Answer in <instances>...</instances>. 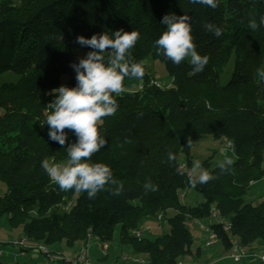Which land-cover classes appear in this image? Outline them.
Here are the masks:
<instances>
[{
	"label": "trees",
	"instance_id": "obj_1",
	"mask_svg": "<svg viewBox=\"0 0 264 264\" xmlns=\"http://www.w3.org/2000/svg\"><path fill=\"white\" fill-rule=\"evenodd\" d=\"M170 14L190 17L196 49L209 58L202 73L190 77L187 59L176 66L156 54L155 41L166 31L162 20ZM250 16L259 22L264 0H218L215 9L190 0H0V79L17 76H5L0 84V217H8L16 236L48 247L83 246L93 239L110 244L119 227L120 243L147 264H179L200 256L190 228L199 219L209 223L228 253L232 239L248 252L263 248L264 200L246 202L252 185L264 179V81L257 75L264 68V26L251 30ZM205 23L223 29L222 35L206 31ZM119 30L139 32L132 59L161 62L172 83L161 86L145 63L142 88L127 91L125 78V91L113 94L118 111L98 125L108 144L90 163L109 166L123 190L118 196L104 190L89 199L86 192L61 191L42 168L45 158L66 161L67 147L78 142L68 129L65 145L50 139L46 106L56 99L54 89L77 87L71 66L80 61L74 52L77 37L112 36ZM233 59L241 68L222 84L220 77ZM196 134L232 142L236 159L226 172L205 160L202 167L217 179L192 187L193 145L187 143ZM169 152L176 161H169ZM181 164L183 175L176 171ZM149 180L157 191L145 190ZM191 188L204 198L197 206L182 203ZM212 207L231 223L230 234L210 223ZM159 215L169 233L155 240L135 236L146 218ZM8 242L0 250L14 248ZM4 255L0 264H7Z\"/></svg>",
	"mask_w": 264,
	"mask_h": 264
},
{
	"label": "clouds",
	"instance_id": "obj_2",
	"mask_svg": "<svg viewBox=\"0 0 264 264\" xmlns=\"http://www.w3.org/2000/svg\"><path fill=\"white\" fill-rule=\"evenodd\" d=\"M193 4H202L213 9L218 7V0H190ZM162 23L166 31L155 41L157 55L165 56L174 65L180 66L188 60L191 71L188 75L195 76L202 73L209 58L198 53L193 42L190 17L175 14L165 15ZM264 26V16H250L248 27L257 31ZM204 29L220 37L223 29L212 23H205ZM139 32L116 31L110 36L108 33L93 35L91 39L79 36L76 43L94 49L86 58L80 59L78 64L71 65L77 73V87L61 86L54 89V102L47 104L51 113L46 116L45 124L49 127V137L52 141L65 145L68 139L66 129L74 131L78 142L67 147L68 159L63 163H54L53 158H45L41 164L48 177L59 186L61 191L75 190L86 192L89 199L96 198L101 191L107 190L118 196L123 190V183L113 177L109 166L102 163H90L91 157L108 144L101 135L98 125L104 117H111L118 111L119 104L113 94L125 91L124 80H139L145 75V62L132 59L131 49L139 39ZM114 37V38H113ZM110 50V51H109ZM261 81H264V68L257 71ZM44 127V124H40ZM131 143L130 140H126ZM193 142L188 139L187 147ZM122 146V145H121ZM223 160L217 167L226 172L233 164L228 155L222 153ZM169 161H176L172 152L168 153ZM184 165L177 167L178 174H184ZM217 179L209 170L202 167L200 160H194L189 170V183L192 187L206 184ZM108 185L115 186L107 187ZM145 190L157 191L158 186L149 180L144 184Z\"/></svg>",
	"mask_w": 264,
	"mask_h": 264
},
{
	"label": "rangeland",
	"instance_id": "obj_3",
	"mask_svg": "<svg viewBox=\"0 0 264 264\" xmlns=\"http://www.w3.org/2000/svg\"><path fill=\"white\" fill-rule=\"evenodd\" d=\"M75 54L78 58L83 59L87 57L88 51L85 49V46H81L80 44H77L76 48H75ZM148 66L149 72L150 74L157 80L159 81V83L161 84V86H165V87H171V83H172V79L170 78L169 74L167 73L164 64H162L159 61L153 60V59H148L145 62ZM241 66L235 65L234 64V59L230 62V64L227 66L226 68V72L220 77V81L222 84H225L226 82H228V80L230 79L231 76V72L235 69H240ZM5 76H11L10 80H17V76L14 74H5L1 77L0 79V84L2 83V81H4V77ZM140 81L139 80H128L127 81V87L126 90L127 91H136L139 87H140ZM192 141H193V148H192V157H193V161L194 160H200L201 164L207 160L210 159V161L212 162L213 166L215 164H218L219 161L223 160L224 156L222 155L221 149L224 147L225 141H220L217 139H214L211 135H200V134H196L192 137ZM226 155H228L229 157H231L232 160L236 159V154L235 152H228ZM192 161V162H193ZM65 162V161H63ZM63 162H58V163H63ZM260 186V185H252L248 195L246 196V202H251L253 204H258L260 203V201L264 200V188ZM4 190L0 185V194L3 193ZM185 197L181 198L182 203L186 204V205H190V206H197L199 204H201L204 201V198L202 197V195L196 191L195 189L191 188V189H187L186 191H184ZM144 224L148 225L151 227V230L149 232H147L144 237L150 239V240H155L167 233L170 232L169 229V224L166 220L159 222L156 218H146L144 220ZM143 227V226H142ZM141 227V228H142ZM198 227V229L200 231H203L198 225L192 224L190 225V228L192 231L195 232V228ZM5 233H10V234H14L13 229L11 227V225L8 222V217L2 216L0 217V236H3V234ZM21 237V236H20ZM25 237V236H23ZM209 240V239H208ZM208 240H206L204 242V244H206L208 242ZM91 241V242H90ZM88 242H90L89 247H88V255L89 258L91 259V263L92 264H105L106 262H110L112 264H139L137 262H133V261H129V262H124L122 260V257H129V258H141V259H145L147 260L145 257L140 256V255H136L134 253H132L131 249L129 247H125L123 244L120 243L119 241V227H117L116 232H115V238L114 241L110 243V254L107 258H102L101 257V248H100V243L101 241L98 239H93L90 240ZM198 244V245H197ZM197 244L194 245V250H196L197 248H200L202 246V244H199L197 242ZM44 247L48 248L50 252H52L50 249L53 248V246H46L44 244H41ZM8 246V245H6ZM5 246V248H6ZM56 247H59L60 245H54ZM62 248L65 250L71 249L72 251H74L70 257H74L76 255L77 252L80 251L81 249V245L78 243L76 245H74V247H70L68 248L65 244V242L62 243ZM219 247V246H216ZM216 247H212V248H207V250H205L206 252L203 253V255L198 256V258H200L201 256H203V259L206 258V256L209 255V253H213L216 249ZM5 250V249H4ZM54 253V252H52ZM54 254H60L61 253H54ZM207 254V255H206ZM1 260L7 264H18V263H28V264H51V262H49V260L47 259V257L45 256L44 253L40 252V259L34 261L32 258L25 257L20 255V252H18V255L10 256V252H5L4 257L1 258ZM191 257H186L184 264H192L191 261ZM60 262H57L56 264H58ZM226 264H244V262H240V263H235L232 260H227L225 262ZM63 264V263H60Z\"/></svg>",
	"mask_w": 264,
	"mask_h": 264
},
{
	"label": "built area",
	"instance_id": "obj_4",
	"mask_svg": "<svg viewBox=\"0 0 264 264\" xmlns=\"http://www.w3.org/2000/svg\"><path fill=\"white\" fill-rule=\"evenodd\" d=\"M155 83L158 86H160L159 83H157V82H155ZM140 88H142V86ZM233 151H234V144L230 141L225 140V144H224V147L221 149V152L224 154H227L228 152H233ZM183 197H184V195L182 196V198ZM209 216H210L209 217L210 223H216L221 227L223 232L228 233V234L231 233V230H232L231 223L222 216L221 212L217 208L212 207L210 210ZM157 220L159 222L163 221L162 215H159L157 217ZM193 224L198 225L203 231H206L209 233V240L206 243L207 247L212 246V245L219 242L218 234L209 227V223L206 224L202 220L194 219ZM150 230H151V227L148 225H145L142 228L136 229L134 231V234L136 237L142 238ZM90 242L83 245L81 247L80 251L77 252L74 257L64 256V255H60V254H54V253L50 252L48 248L44 247L40 243L33 241V240H30L26 237L11 239V240H9L8 244L13 246L14 248L20 249L21 255H25L27 253V251H30V250L44 253L45 256L47 257V259L49 260V262H51V264H54L57 262H64L65 264L66 263H69V264H92L91 263L92 261L88 255V247H89ZM4 243H5V241H3L0 238V247ZM100 248H101V256L104 258H107L109 256L110 244L106 243V242H101ZM4 253L5 252L3 250H0V256H3ZM250 254L251 253L248 252V250L245 247H243L239 241H237L236 239L231 240V249H230V253H229V258L233 262L240 263L244 259L248 258ZM253 254H254L253 255L254 258H256L259 262L264 263V249L260 252H254ZM122 260L124 262L133 261V262H137L139 264H147V260L141 259V258H135V257L129 258V257L124 256V257H122ZM179 264H183V263H179Z\"/></svg>",
	"mask_w": 264,
	"mask_h": 264
},
{
	"label": "crops",
	"instance_id": "obj_5",
	"mask_svg": "<svg viewBox=\"0 0 264 264\" xmlns=\"http://www.w3.org/2000/svg\"><path fill=\"white\" fill-rule=\"evenodd\" d=\"M254 185H260V186H262L264 188V179L262 181H260V182L255 183ZM203 222L208 224V222H206V221H203ZM192 232H193V236H194V243L195 244H197V242L199 244L203 243L202 246L200 247L201 255H203V253L206 252L205 250H207V248H212L214 246L215 247L219 246V247H216L215 251L212 254L209 253V255L206 256L205 259H203V256H201L200 258H198V257L193 258L191 260L192 264H226L225 262L227 260H231L229 258V253L226 250H224V248H223V246H222V244L220 242H218V243H216V244H214V245H212L210 247H207L206 244H204V242L209 239V233L208 232L200 231L198 229V227L195 228V232L194 231H192ZM0 237H1V239L5 240V241H9L11 239H16V238H18L20 236H16L15 233L14 234L5 233V234H3V236H0ZM68 248H70V247H68ZM263 249H264V247L263 248H259L258 250H255V252H260ZM5 250L7 252H10V256L11 255H13V256L16 255L17 256L18 252H19L17 249L12 248L10 246H7L5 248ZM50 250L52 252H54V253H61L62 255L64 254V255H68V256H70L74 252L71 249H68V250L64 251V249L62 248L61 245L59 247L53 246V248L50 249ZM250 253L251 254L249 255V257L244 260V264H255V263H258L259 261L256 258L253 257V255H254L253 253L254 252H250ZM28 256L30 258H32L34 261H36V260L40 259V252L30 251L29 253H27L25 255V257H28ZM105 264H112V263L106 262Z\"/></svg>",
	"mask_w": 264,
	"mask_h": 264
}]
</instances>
